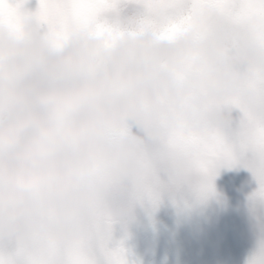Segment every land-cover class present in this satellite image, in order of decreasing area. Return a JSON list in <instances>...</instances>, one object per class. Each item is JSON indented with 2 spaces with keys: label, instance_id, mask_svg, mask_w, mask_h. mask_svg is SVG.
Wrapping results in <instances>:
<instances>
[{
  "label": "clouds",
  "instance_id": "obj_1",
  "mask_svg": "<svg viewBox=\"0 0 264 264\" xmlns=\"http://www.w3.org/2000/svg\"><path fill=\"white\" fill-rule=\"evenodd\" d=\"M132 27L110 45L88 30L72 32L50 46L32 16L18 30L0 26V228L18 227V218L49 213L46 230L78 231L84 221L73 215L99 193L101 185L85 169L96 161L116 177L132 175L143 137L130 128L112 135L111 127L134 120L149 137L162 135L152 108L162 100L180 106L182 95L203 79L206 98L234 90L233 76L261 59L259 46L237 42L223 31L194 41L190 27L162 37L150 27ZM198 45L194 69L180 79L174 72L182 57ZM232 49L231 51H226ZM192 120L197 110L183 108ZM228 106L211 105L208 122L231 119ZM36 217H33L35 221Z\"/></svg>",
  "mask_w": 264,
  "mask_h": 264
},
{
  "label": "snow or ice",
  "instance_id": "obj_2",
  "mask_svg": "<svg viewBox=\"0 0 264 264\" xmlns=\"http://www.w3.org/2000/svg\"><path fill=\"white\" fill-rule=\"evenodd\" d=\"M116 6V0H36L35 8L28 10L23 0H0V26L18 30L22 18L32 16L45 31L50 46L61 45L79 30L102 35V44L107 46L125 30L106 18ZM141 6L143 14L135 30L150 27L162 37H171L181 28L190 27L194 41L210 31H223L237 42L258 45L261 59L242 69L243 78L234 74V90L224 97L206 98V85L200 79L182 95L179 107L162 100L151 110L165 131L141 142L132 175L113 176L101 161L85 169L101 188L93 200L73 213L83 218L82 227L74 233L54 234L46 230L47 212L19 217L17 228H0V264H127L122 242H113L112 237L114 219L126 211L114 207L112 199L125 180L130 199L155 207L165 187L161 172L167 175L168 187L191 182L197 195L206 197L212 192L216 167L240 162L258 182L253 196L264 198V0H142ZM199 52L196 45L181 58L174 67L178 78L193 71V57ZM186 105L197 110L192 120L184 114ZM211 105L237 109L238 119L234 124L209 123L207 111ZM124 128L126 125L109 131L115 136ZM249 264H264V242Z\"/></svg>",
  "mask_w": 264,
  "mask_h": 264
},
{
  "label": "rangeland",
  "instance_id": "obj_3",
  "mask_svg": "<svg viewBox=\"0 0 264 264\" xmlns=\"http://www.w3.org/2000/svg\"><path fill=\"white\" fill-rule=\"evenodd\" d=\"M32 10L36 0H23ZM106 18L120 27H132L129 16L143 14L142 0H116ZM228 123V122H227ZM126 127L146 141L141 124L129 120ZM165 187L155 207L130 199L125 180L112 199L125 213L114 219L113 242L125 249L127 264H249L264 242V198L254 197L258 182L243 163L237 169L215 170L212 192L197 195L191 182Z\"/></svg>",
  "mask_w": 264,
  "mask_h": 264
},
{
  "label": "water",
  "instance_id": "obj_4",
  "mask_svg": "<svg viewBox=\"0 0 264 264\" xmlns=\"http://www.w3.org/2000/svg\"><path fill=\"white\" fill-rule=\"evenodd\" d=\"M238 115H239V113H238V110L237 109H235V108H233L232 109V115H231V119L229 120L230 121V123H235L236 122V120L238 119ZM238 164H239V162H237V163H234V164H231V165H228V164H220L219 166H223V167H227V166H230V167H236V166H238Z\"/></svg>",
  "mask_w": 264,
  "mask_h": 264
}]
</instances>
